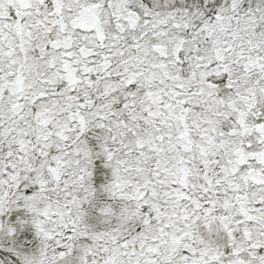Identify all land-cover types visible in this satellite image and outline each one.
<instances>
[{
    "label": "snow or ice",
    "instance_id": "1",
    "mask_svg": "<svg viewBox=\"0 0 264 264\" xmlns=\"http://www.w3.org/2000/svg\"><path fill=\"white\" fill-rule=\"evenodd\" d=\"M0 264H264V0H0Z\"/></svg>",
    "mask_w": 264,
    "mask_h": 264
}]
</instances>
